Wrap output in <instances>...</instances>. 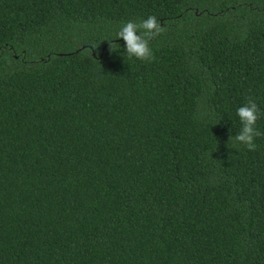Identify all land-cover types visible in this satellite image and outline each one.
<instances>
[{"label": "trees", "instance_id": "trees-1", "mask_svg": "<svg viewBox=\"0 0 264 264\" xmlns=\"http://www.w3.org/2000/svg\"><path fill=\"white\" fill-rule=\"evenodd\" d=\"M0 264H264V0H0Z\"/></svg>", "mask_w": 264, "mask_h": 264}, {"label": "clouds", "instance_id": "clouds-1", "mask_svg": "<svg viewBox=\"0 0 264 264\" xmlns=\"http://www.w3.org/2000/svg\"><path fill=\"white\" fill-rule=\"evenodd\" d=\"M164 28L157 20L156 16L150 15L146 19L122 24L116 33L117 39L122 38L125 42V52L129 58H135L144 62H152L155 55L150 46V42L155 37L161 35ZM114 44H112L113 47ZM237 116L241 127L234 136H230L229 144L233 148L243 145L248 151H255L257 145L255 138L262 135L256 123L260 118V109L254 99H247L243 106L238 107Z\"/></svg>", "mask_w": 264, "mask_h": 264}]
</instances>
